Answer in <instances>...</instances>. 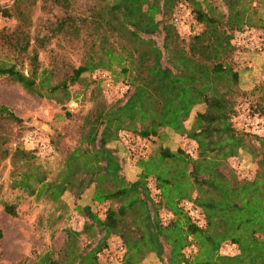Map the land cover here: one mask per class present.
<instances>
[{
  "label": "trees",
  "instance_id": "obj_1",
  "mask_svg": "<svg viewBox=\"0 0 264 264\" xmlns=\"http://www.w3.org/2000/svg\"><path fill=\"white\" fill-rule=\"evenodd\" d=\"M51 1L63 7L70 4V0ZM99 1L107 2L109 13L118 18L124 31L120 37L134 45L120 46L114 52L101 39V54L95 62L71 68L54 84L48 78L50 71L37 72L35 53L29 56L28 74L14 65L0 64V75L33 95H44L62 104L69 97L68 87L83 73L104 68L126 81L125 98L85 117L78 146L65 156L51 180L46 179L39 165L24 159L23 149L15 148L11 160H19L25 169L15 171L10 186L29 195L36 190L39 194L45 192L55 201L65 190L74 189L78 195L92 185L91 202H108L102 218H96L87 205L76 208L102 233L92 247L78 254L77 264H100L97 253L111 234L118 235L124 246L121 264H135L144 251L153 252L161 264H264V246L256 242H264V146L258 159L260 169L252 179L238 180L227 167V159L237 154L243 137L250 136L230 122L235 106L242 100L237 97L244 94L237 84L233 57L238 45L233 37L236 31L260 28L264 42V19L255 16L252 0H221L224 13L210 8L205 11L198 0ZM184 1L202 24L196 33L184 32L171 23L174 7ZM65 28L77 31L72 16L61 18L55 27L57 31ZM111 29L118 30L114 26ZM8 41L17 53L28 45L26 35L20 31ZM196 104H202L203 109L194 113L186 128L183 122ZM247 104L252 114L264 118L262 104ZM0 117L19 122L3 105ZM162 128L192 140L194 156L180 148L173 152L158 147L153 157H137L136 177L125 179L118 156L107 144L121 131L146 141ZM0 153L2 158L6 150ZM147 178L158 190L155 200L146 187ZM192 194L204 215L203 228L191 224L178 206L180 199ZM113 202L117 205L112 206ZM0 204L6 214L15 215L13 204L2 200ZM159 208L173 215L164 226L156 221ZM132 233L137 234L133 239ZM226 241L236 244L239 254L218 255ZM190 245L196 251L186 255L185 248ZM35 264H74V257L57 261L43 254Z\"/></svg>",
  "mask_w": 264,
  "mask_h": 264
},
{
  "label": "rangeland",
  "instance_id": "obj_2",
  "mask_svg": "<svg viewBox=\"0 0 264 264\" xmlns=\"http://www.w3.org/2000/svg\"><path fill=\"white\" fill-rule=\"evenodd\" d=\"M198 2L205 11L210 8L214 12H225L221 0ZM250 5L256 12L255 16L264 19V0H252ZM107 6V2L99 0H70L68 7L51 0H0V64L14 65L28 74L31 69L29 56L35 53L37 72L42 69L50 71L48 78L54 84L69 74L71 68L95 62L101 54V39L114 52L119 51L120 46L134 45V42L120 37L124 31ZM67 15L75 19L76 32L69 28L55 29L58 21ZM111 25L118 30L112 31ZM253 30L262 39V30ZM18 31L28 39L26 50L20 53L8 41ZM233 59L238 72V88L244 92L237 97L242 100L235 108L240 110L249 102L262 104L264 108V42L260 51L238 46ZM97 70L105 71L106 78H100ZM126 89V81L121 77L108 69L96 68L83 73L78 81L71 84L68 87L69 97L59 104L44 95H33L5 75H0V105L9 108L19 119V122H13L0 117V150H6V155L0 158V200L13 204L15 210V215L10 216L0 204V264H35L43 254L57 261L73 256L74 264H77L78 254L87 250L88 246L92 247L101 236L95 225L90 224V220L76 209L87 205L96 218L103 217L108 202H91L92 185L78 195L74 189L65 190L55 201L48 199L45 192L39 194L37 190L29 195L10 186L16 177L15 171L25 169L19 160L12 161L10 156L15 148L23 149L24 159L32 165H39L47 180L53 179L65 156L78 146L85 117L124 99ZM202 109V104L192 107L183 122L186 128L192 123L194 113ZM258 118L264 123V118ZM158 132L157 136L146 140L144 160L153 157L158 147L173 152L180 148L194 156L195 143L192 140L168 128ZM137 137L132 132L121 131L116 139L107 144L118 156L121 172L127 180H133L139 171L136 164ZM261 146H264V137L244 136L237 154L227 159V167L238 180H250L260 169ZM116 205V202L112 203V206ZM68 231L74 234L69 235ZM136 236L131 234L132 239ZM117 241L121 242L118 235L107 237L105 246L97 253L100 264H121L124 246L122 250L116 249ZM256 242L264 246L262 240ZM195 248L192 246L191 253L196 251ZM237 254L238 247L231 256ZM135 264L161 263L153 252L144 251Z\"/></svg>",
  "mask_w": 264,
  "mask_h": 264
},
{
  "label": "built area",
  "instance_id": "obj_3",
  "mask_svg": "<svg viewBox=\"0 0 264 264\" xmlns=\"http://www.w3.org/2000/svg\"><path fill=\"white\" fill-rule=\"evenodd\" d=\"M171 23L176 28L186 32H198L202 28V24L198 22L193 14V12L188 8L186 2L178 3L171 14ZM233 41L238 46H245L249 50L252 51H260L263 48L262 39L259 37L253 29H246L243 31H236L234 33ZM96 74L105 79L107 73L103 70H97ZM230 122L232 126L235 128L248 133L250 135H256L258 137H264V123L260 121L258 116L252 114L247 106L235 108V113L230 118ZM138 144V156L139 158H144L146 153L144 148L146 147V141L143 139H139L137 137ZM146 187L149 190L151 198L154 200L158 195V190L154 186V182L151 178H147ZM178 206L183 213L189 219V222L193 224L197 228H203L205 225V219L202 210L199 206H197L194 202V194H192L189 198H182L178 201ZM173 215L169 210L164 208H159L156 212V221L164 226L170 222ZM115 248L118 250H122L123 245L120 241L115 243ZM192 246H188L185 248V254L188 255L191 253ZM236 244L226 241L221 244L218 249V255L221 256H231L236 252Z\"/></svg>",
  "mask_w": 264,
  "mask_h": 264
}]
</instances>
